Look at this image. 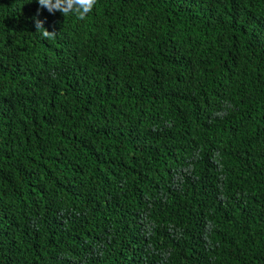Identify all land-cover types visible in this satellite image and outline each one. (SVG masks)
Here are the masks:
<instances>
[{"label":"trees","instance_id":"1","mask_svg":"<svg viewBox=\"0 0 264 264\" xmlns=\"http://www.w3.org/2000/svg\"><path fill=\"white\" fill-rule=\"evenodd\" d=\"M0 264H264V0H0Z\"/></svg>","mask_w":264,"mask_h":264},{"label":"clouds","instance_id":"2","mask_svg":"<svg viewBox=\"0 0 264 264\" xmlns=\"http://www.w3.org/2000/svg\"><path fill=\"white\" fill-rule=\"evenodd\" d=\"M41 8H46L50 13L59 11L64 17L75 15L78 19H85L93 10L96 0H38ZM36 32H39L45 39L54 38L55 32L48 31L43 27V21H36ZM232 105L228 102L224 104V110L215 112V116L221 119L228 114L227 109ZM187 171V169H185Z\"/></svg>","mask_w":264,"mask_h":264}]
</instances>
